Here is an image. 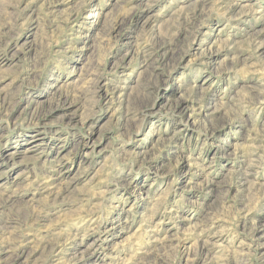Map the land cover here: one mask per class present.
Wrapping results in <instances>:
<instances>
[{"label": "rangeland", "instance_id": "1", "mask_svg": "<svg viewBox=\"0 0 264 264\" xmlns=\"http://www.w3.org/2000/svg\"><path fill=\"white\" fill-rule=\"evenodd\" d=\"M13 2L9 19L39 45L23 74L39 88L27 90L30 102H5L20 81L0 67V231L20 243L18 251L0 246V262L10 254L27 264L264 259V247L250 252L264 230L243 235L264 224V0H56L51 28L33 27L29 0ZM154 21L159 36L149 31ZM66 49L84 53L78 73L49 83ZM142 50L145 63L154 56L161 86L141 89V69L117 93L120 120L113 110L97 126L95 97L78 109L81 93L98 70L133 64ZM209 121L218 124L211 139L198 129Z\"/></svg>", "mask_w": 264, "mask_h": 264}, {"label": "clouds", "instance_id": "2", "mask_svg": "<svg viewBox=\"0 0 264 264\" xmlns=\"http://www.w3.org/2000/svg\"><path fill=\"white\" fill-rule=\"evenodd\" d=\"M55 2L56 0H44L46 11H37L39 7V0H29V6L32 7L33 12L36 13L33 17V27L44 23L51 28L53 25L57 24L58 18L55 12ZM17 7L18 4L14 3L13 0H0V13L3 14V22L0 23V67L8 65L13 68L14 72L10 74L13 76V81L17 79L20 81L18 87L9 91V93L5 96V102L19 103L20 100H27L30 102L35 97H33L31 92H27V90H36L39 88L37 81L29 80L25 83V78L23 77L24 73L31 72V66L33 63L32 52L39 45L37 42L31 40V30H28L25 33L16 24L12 23L11 19H9L8 10H15ZM145 7H150V4L145 5ZM261 15H264V12H262ZM159 27L160 26L154 21L149 31L155 33L156 36H159L160 33L157 31ZM146 54L147 50H142L141 53H133V55H136L137 57L136 61L130 65L124 63L118 70L111 72L98 70L93 79L92 87L81 93V97L79 98L80 103L77 105L78 109L80 104L84 102L85 98L91 94L95 97L93 108L97 126H99L100 120L113 110L116 111V116L113 117V120L118 122L122 115L124 104L123 98L118 96L117 93L127 91V87L137 83L136 74L139 73L141 69H144V75L139 82V87L141 89L156 91L161 86L159 82V75L154 74L157 67L154 56H149V63H145L143 56ZM83 56L84 53L82 51L73 52L71 49H66L58 57L57 63L53 69L50 70L49 76L51 77V80L49 83H59L62 78L75 76L78 73V69L75 65L82 62ZM163 76H168V73L164 72ZM104 89H111V91L106 96L101 95L100 93ZM21 91H25L26 95L21 96ZM9 98H11V100ZM137 98L141 101V103H147L148 105L151 104V100L145 99V97L139 92L137 93ZM70 99L71 97L69 94V100ZM233 101L234 98L233 100H230L227 105H225V109L227 111H231L232 108L235 107ZM67 102L69 101H66V103ZM0 107H2V105H0ZM147 111H154V109L148 108ZM214 119L221 120L223 119V116L221 115L219 117H215ZM217 126L218 124L213 121H209L208 123L200 122L198 124V129L201 131V135L211 139L209 136V130L210 128H215ZM132 131L133 134H138L137 130ZM100 147H103V144H101ZM204 147L207 148L208 145L205 144ZM208 176L210 178L211 174L208 173ZM111 183L114 186L110 187L109 191L114 194L117 188L120 187V184L115 179H113ZM73 188V185L69 186L70 191L73 190ZM5 215L7 216L9 222L16 218L11 209H8ZM257 228L264 230V224L259 226L253 225L252 229L246 228L243 233L244 237L250 239V233L257 230ZM0 246H2V250L6 252H8L10 248L18 251L20 249L18 233L14 234L7 227H5L2 231H0ZM259 247H264V244H260L259 241H257L256 246L251 249L250 252L255 253L256 248ZM21 255L10 254L5 260L0 262V264H17V262H19V264H27L26 260L21 259ZM242 259L244 260V264H253V261H259V264H264V259L251 254H245Z\"/></svg>", "mask_w": 264, "mask_h": 264}]
</instances>
